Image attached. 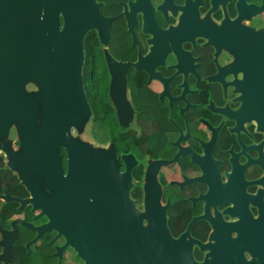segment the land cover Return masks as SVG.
Returning <instances> with one entry per match:
<instances>
[{"label": "flooded vegetation", "instance_id": "1", "mask_svg": "<svg viewBox=\"0 0 264 264\" xmlns=\"http://www.w3.org/2000/svg\"><path fill=\"white\" fill-rule=\"evenodd\" d=\"M95 1L106 30L84 37L82 85L98 143L130 179L112 249L124 264H264V0ZM26 105L0 122V264H84L37 205L54 192L18 147ZM150 194L161 247L148 244Z\"/></svg>", "mask_w": 264, "mask_h": 264}, {"label": "water", "instance_id": "2", "mask_svg": "<svg viewBox=\"0 0 264 264\" xmlns=\"http://www.w3.org/2000/svg\"><path fill=\"white\" fill-rule=\"evenodd\" d=\"M106 22L95 0L2 3L0 102L6 106L0 107V122L5 124L16 117L20 104H32L22 110L20 132L24 138L17 142L18 147L28 161L32 158L25 165L35 175L32 180L53 188L56 203L38 193L37 205L51 219L50 226L74 244L84 264L126 262L125 250L112 249V206L113 198L123 195V185L130 184L129 174L119 171L110 146L93 147L78 137L92 116L82 85L83 40L92 28L105 32ZM30 80L40 91L32 93L31 100L22 96ZM60 151L66 158V170ZM12 153L7 152L6 157L13 168ZM32 180L22 179L30 191ZM128 204L132 229L142 228L139 214L132 211L130 201ZM148 206V230H156V235H147L148 244L161 247L157 231L166 227L151 194ZM154 259L146 254V262Z\"/></svg>", "mask_w": 264, "mask_h": 264}, {"label": "rangeland", "instance_id": "3", "mask_svg": "<svg viewBox=\"0 0 264 264\" xmlns=\"http://www.w3.org/2000/svg\"><path fill=\"white\" fill-rule=\"evenodd\" d=\"M25 93L26 94H32V93H37L39 91V88L37 87V85L33 82V80H30L26 86H25ZM40 92V91H39ZM95 128H94V122L92 120V118L90 117L89 121L86 123V125L84 126V129L81 133H79L78 137L82 142H85L93 147H106V145H100L96 139V135H95ZM73 134L77 135L76 130H73ZM6 164L7 166L12 167L9 164V159L8 157H6ZM22 175V174H20Z\"/></svg>", "mask_w": 264, "mask_h": 264}, {"label": "trees", "instance_id": "4", "mask_svg": "<svg viewBox=\"0 0 264 264\" xmlns=\"http://www.w3.org/2000/svg\"><path fill=\"white\" fill-rule=\"evenodd\" d=\"M87 37V36H86Z\"/></svg>", "mask_w": 264, "mask_h": 264}]
</instances>
